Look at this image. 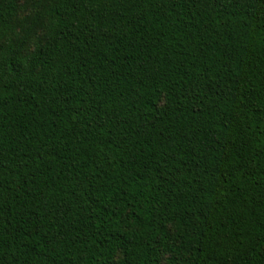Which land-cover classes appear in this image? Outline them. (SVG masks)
<instances>
[{"label": "trees", "instance_id": "1", "mask_svg": "<svg viewBox=\"0 0 264 264\" xmlns=\"http://www.w3.org/2000/svg\"><path fill=\"white\" fill-rule=\"evenodd\" d=\"M0 264H264V0H0Z\"/></svg>", "mask_w": 264, "mask_h": 264}]
</instances>
